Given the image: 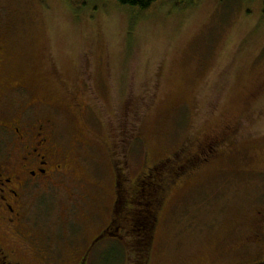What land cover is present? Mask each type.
<instances>
[{"label": "rangeland", "instance_id": "374dc122", "mask_svg": "<svg viewBox=\"0 0 264 264\" xmlns=\"http://www.w3.org/2000/svg\"><path fill=\"white\" fill-rule=\"evenodd\" d=\"M0 88L1 118L45 105L30 120L54 124L76 190L29 213L41 242L26 264H80L109 224L116 188L166 160L175 172L160 173L146 264L264 259L262 0L163 1L144 13L111 0L79 10L0 0ZM120 250L100 242L87 264H130Z\"/></svg>", "mask_w": 264, "mask_h": 264}, {"label": "flooded vegetation", "instance_id": "af4514ba", "mask_svg": "<svg viewBox=\"0 0 264 264\" xmlns=\"http://www.w3.org/2000/svg\"><path fill=\"white\" fill-rule=\"evenodd\" d=\"M25 92L19 87L13 89V93L22 98ZM4 95L0 88V100ZM76 103L74 107L81 115L84 105ZM44 107L38 101L11 118H1L7 115L0 110V264H26L23 259L25 252L37 251L35 247L41 239L34 235L28 221L29 213L35 207L41 208L40 211L44 213L57 199V193L69 192L72 198L76 193L69 184L72 183L70 158L61 155L52 141L54 124L44 117L37 122L30 120L34 112L39 113ZM74 157L77 159V156ZM151 170L154 171V167L141 178H148ZM117 178H120L119 175ZM121 191L120 187L118 193L115 190L114 204L118 203L116 201ZM111 220L85 248V252L90 249L86 263L97 244L119 236V227L113 228ZM48 261L49 258L43 257L37 263L45 264ZM252 264H264V259Z\"/></svg>", "mask_w": 264, "mask_h": 264}, {"label": "trees", "instance_id": "16d2710c", "mask_svg": "<svg viewBox=\"0 0 264 264\" xmlns=\"http://www.w3.org/2000/svg\"><path fill=\"white\" fill-rule=\"evenodd\" d=\"M88 1L90 0H65L69 8L73 10L81 9ZM111 1L120 8H129L144 13L163 1H172L174 7L186 9L196 4L198 0ZM262 14L264 15V0H262ZM168 161L169 160H166L158 166H155L154 171H150L148 178L145 177L139 180V185H134L132 189L124 188L123 190V188H121L122 193L120 192V195H118V201H116L118 203L114 204L111 213V225H115L112 226L113 228L119 227V236L114 237V239H109V241L114 242L118 249H121V258H124L125 255L126 260L130 262V264H146L149 247L152 244L156 226V212L160 203V197L156 194L155 190L163 185L161 183L162 180L159 179L161 174L167 170H170L171 173V171H174L175 169L174 166L173 169H171L169 164L171 161ZM172 165L173 162H171V166ZM170 182L171 181L165 182L166 186H168ZM116 193H118V188H116ZM84 253V257L86 254L88 257L90 249L86 252L84 251ZM83 259L80 264H82Z\"/></svg>", "mask_w": 264, "mask_h": 264}, {"label": "water", "instance_id": "95a60500", "mask_svg": "<svg viewBox=\"0 0 264 264\" xmlns=\"http://www.w3.org/2000/svg\"><path fill=\"white\" fill-rule=\"evenodd\" d=\"M86 258H87V254H86V256L84 257L82 264H85V263H86Z\"/></svg>", "mask_w": 264, "mask_h": 264}]
</instances>
